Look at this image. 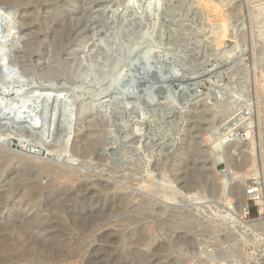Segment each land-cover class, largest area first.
I'll list each match as a JSON object with an SVG mask.
<instances>
[{"label": "rangeland", "instance_id": "1", "mask_svg": "<svg viewBox=\"0 0 264 264\" xmlns=\"http://www.w3.org/2000/svg\"><path fill=\"white\" fill-rule=\"evenodd\" d=\"M0 7V264H264V0Z\"/></svg>", "mask_w": 264, "mask_h": 264}, {"label": "water", "instance_id": "2", "mask_svg": "<svg viewBox=\"0 0 264 264\" xmlns=\"http://www.w3.org/2000/svg\"><path fill=\"white\" fill-rule=\"evenodd\" d=\"M0 21H6V16H0ZM61 106V118L65 121L66 123V129H67V134L70 133L71 126L73 125V107L71 104H65L64 101H58Z\"/></svg>", "mask_w": 264, "mask_h": 264}, {"label": "bare ground", "instance_id": "3", "mask_svg": "<svg viewBox=\"0 0 264 264\" xmlns=\"http://www.w3.org/2000/svg\"><path fill=\"white\" fill-rule=\"evenodd\" d=\"M3 14H4V13H3V9H1V7H0V16H3ZM8 23H9V21H8ZM4 25L6 26V24H4ZM8 26L10 27V24H8ZM7 29H8V28H7ZM11 30H12V29H11ZM11 30H10V31H11ZM7 31H8V30H7ZM3 44H5V43H3ZM0 45H1V44H0ZM4 47H5V46H4ZM3 50H5V48H3ZM49 92H51V91H49ZM49 92H48V93H45L46 95L48 94V95H47V96H48V99H49V97L51 96V94L49 95ZM53 96H54V95H53ZM45 97H46V96H45ZM46 98H47V97H46ZM10 102H12V105H15V103H16L15 100H14V101L12 100V101H10ZM45 102H46V101H45ZM47 103H48V102H46V104H47ZM57 251H58V250H57ZM57 251H56V252H57ZM64 251H65V250H64ZM53 252H54V251H53ZM58 252H59V251H58ZM55 254H56V253H55Z\"/></svg>", "mask_w": 264, "mask_h": 264}]
</instances>
